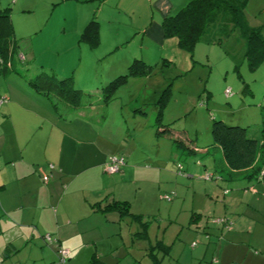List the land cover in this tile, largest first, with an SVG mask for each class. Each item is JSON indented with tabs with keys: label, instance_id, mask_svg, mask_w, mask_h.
<instances>
[{
	"label": "rangeland",
	"instance_id": "374dc122",
	"mask_svg": "<svg viewBox=\"0 0 264 264\" xmlns=\"http://www.w3.org/2000/svg\"><path fill=\"white\" fill-rule=\"evenodd\" d=\"M244 16L248 26L260 27L264 35V0H247ZM32 19L35 24L22 29L21 23L19 28L29 34L36 27L37 33L17 41L24 60L14 55L9 70L0 75V97L6 86L32 91L28 81H36L38 75L52 76L49 68L56 80L65 74L77 76L74 88L93 94L126 73L127 67L113 77L108 72L116 68L117 58H124V50L103 63L94 52L79 49L65 56H41L38 10ZM28 44L38 47L24 50ZM244 51L238 31L223 38L221 44L198 43L192 53L180 50L175 39H167L165 57L151 64L148 76L129 77L114 100L106 106H93L81 121L61 119L59 129L70 134L67 138L56 130L50 134V122L39 120V135H28L26 140L32 137L36 141L39 136V164L46 161L57 167L47 179L61 176L59 168L68 169L66 165L74 163L77 168L71 173L81 181L100 186V178H109L104 182L109 190L100 197L101 208L113 201L126 202L131 215L119 220L113 211L104 215L87 206L86 210L81 205L72 206L68 211L75 224L61 229L60 235L54 229L39 227V236L25 247L21 242L27 233L8 229L0 221V264H58L55 247L43 238L46 233L68 251L64 264H154L149 252L157 261L162 260L161 264H264L253 258L264 257V177L228 180L220 172L225 167L220 151L212 148L210 135L213 120L256 135L264 129V64L251 72ZM163 59L167 60L164 64ZM78 76L87 81H77ZM39 99L55 111L47 99ZM68 111L59 105L60 115ZM180 142L195 152L190 153ZM207 149L212 153L205 154ZM114 157L124 161L119 172L89 169L80 175L85 166L104 160L107 165ZM82 159L86 165L80 163ZM206 175L214 178L205 179ZM216 220L227 224H217ZM235 237L237 246H227ZM14 239L21 244L20 250L4 260L2 251ZM161 243L168 247V255ZM224 243L229 248L222 254Z\"/></svg>",
	"mask_w": 264,
	"mask_h": 264
},
{
	"label": "crops",
	"instance_id": "0c3cea01",
	"mask_svg": "<svg viewBox=\"0 0 264 264\" xmlns=\"http://www.w3.org/2000/svg\"><path fill=\"white\" fill-rule=\"evenodd\" d=\"M3 1L4 6H2ZM3 1L0 3V9L9 8V22L13 39L17 44L18 54H22L19 51L22 45L17 41L29 38L30 33H32L31 35L37 33L35 27L32 32H28L29 34H24L19 26L23 23L21 25L23 29L24 25L27 27L29 23L35 24V19L32 18L38 10L39 54L41 56H65L71 51L79 49L85 53L94 52L93 54L99 55L98 58L103 63L115 54L120 56L124 50V58L122 55L117 58L114 63H117L116 68L108 71L113 77L118 73H124L120 71H124L134 59L151 65L157 64L162 56L165 57L167 39L163 36L162 21L167 16L177 13L190 0ZM55 13L56 15L53 17ZM91 20H95L99 25V45L95 49H90L86 44L79 42L83 29ZM84 45L86 47H83ZM37 47V45L28 44L24 50L37 49ZM40 67L45 69L44 66ZM49 69L52 76H55L54 71ZM76 77L72 74H65L60 79L71 78L72 82H76ZM77 81L86 82L87 80L86 77L78 76ZM9 87L11 86L2 88L4 94L2 97L6 101L0 106V221H3L8 229H20L27 233V238L21 242L22 246L25 247L35 235L39 236V227L41 229L47 228V231L54 229L56 234L60 235L61 229L75 224L76 220L71 218L68 211L72 209V206L81 205L84 210L87 206L89 210L99 212L93 208V205L102 204L100 197L104 191L109 190L104 182L109 178L104 176L100 178V186L97 183L90 184L81 181L78 175L74 176L71 173L77 166L70 163L72 167L66 165L68 169L59 168V172L60 170L63 171L60 172L62 174L60 175L64 177L53 176L47 179L50 171H54V168L57 167H53L46 161L39 164V136L36 141H33L32 137L30 140H26L27 136L39 135L40 120L41 122H50L52 127L50 134L57 131L60 136L67 138L70 134L59 129V121L69 118L81 121L82 118L86 117L87 111L91 112L94 107L67 108L69 111L62 116L58 112L48 109L45 103L39 99V95L33 91H26V89L18 91ZM15 117L16 122H14ZM18 122H20L19 125L22 122L24 124L19 126ZM40 131L44 133L45 129L41 126ZM78 141L77 146L81 150L83 145L80 140ZM80 163L86 165L84 159L80 160ZM105 165L106 161L104 160L93 167L85 166L86 168L80 172V175L89 169L106 173ZM131 170H135V168H131ZM45 178L46 180H44ZM121 179L117 182H120ZM243 179L254 180L255 178L240 176L228 180L239 181ZM239 229H243L242 226ZM16 241L18 239H14L5 245L2 251L4 260L20 250L21 244L19 246ZM56 241L57 243L53 246L57 250L61 242L58 239ZM236 242L235 237L234 242L227 246L234 248L237 246ZM7 246H10L9 253H5ZM227 246L226 243L222 245V254L226 248L228 250L229 247ZM70 256L71 251H69V258ZM253 258L255 262L264 261V257H258V255Z\"/></svg>",
	"mask_w": 264,
	"mask_h": 264
},
{
	"label": "trees",
	"instance_id": "16d2710c",
	"mask_svg": "<svg viewBox=\"0 0 264 264\" xmlns=\"http://www.w3.org/2000/svg\"><path fill=\"white\" fill-rule=\"evenodd\" d=\"M246 6L247 0H190L177 13L163 19L161 25L163 36L165 39H175L180 50L192 53L198 43L221 44L223 38L238 31L245 43L244 61L248 69L254 72L264 64V35L261 34L260 27L253 28L246 23L244 16ZM8 12L9 8L0 9V75L2 76L9 70L14 55H17L19 60H24L23 55L17 53ZM79 42L86 44L90 49H95L99 45V25L95 20H91L85 26ZM164 62L167 60L161 61L162 64ZM152 68L153 66L134 59L124 75L116 77L96 94L75 89L71 78L56 80L51 75L47 77L38 75L37 80L29 81L28 85L35 94L47 99L56 112L59 111V105L69 109L106 106L114 100L116 91L129 77L148 76ZM1 99L0 106L6 101L3 97H0ZM258 134L249 133L246 128L240 126H227L222 121H212L210 127L212 148L220 151L225 167L220 172L228 179L246 176L256 177L259 180L261 171H264L262 170L264 159H261V155L264 154V129L258 131ZM180 144L186 147L183 142ZM186 148L190 153L195 152L193 148ZM211 153L209 149L205 152V154ZM93 208L104 215L113 211L117 213L119 220L131 215L129 204L126 202L113 201L103 208L100 204L93 205ZM193 216L192 221L195 220ZM160 247L165 248V255L169 254L167 246L161 243ZM9 252L10 246H7L5 253ZM148 254L154 264H161L162 260L157 261L152 252Z\"/></svg>",
	"mask_w": 264,
	"mask_h": 264
},
{
	"label": "built area",
	"instance_id": "2783aa9c",
	"mask_svg": "<svg viewBox=\"0 0 264 264\" xmlns=\"http://www.w3.org/2000/svg\"><path fill=\"white\" fill-rule=\"evenodd\" d=\"M20 59H22L21 56H19ZM230 91L226 90L225 91V95L229 96ZM2 103V99L0 100V104ZM261 159H264V154L261 155ZM124 166V161L121 158H111L109 163L107 165H105V172L109 173V174H114L117 173L121 170V168ZM52 168V167H51ZM180 169V168H179ZM260 178L264 177V171H261L260 173ZM212 175H206L205 179H211ZM46 180V178L44 179ZM215 223L217 224H221V225H226L227 222L222 221V220H216ZM45 243L49 244V245H53L56 244L57 241L55 240L53 242L52 237L50 235H45L44 237ZM57 256H58V264H64L66 261V258L68 257V251L65 250L64 248H59L56 250Z\"/></svg>",
	"mask_w": 264,
	"mask_h": 264
}]
</instances>
